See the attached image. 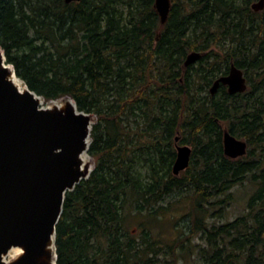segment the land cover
<instances>
[{
    "label": "trees",
    "instance_id": "obj_1",
    "mask_svg": "<svg viewBox=\"0 0 264 264\" xmlns=\"http://www.w3.org/2000/svg\"><path fill=\"white\" fill-rule=\"evenodd\" d=\"M258 0H170L165 24L155 0H0V47L7 63L46 103L71 98L91 114L89 179L66 195L56 228L57 264H162L143 232L127 233L130 212L151 218L180 196L191 203L200 264H264V10ZM202 58L184 68L187 56ZM234 64L248 89L230 95L214 82ZM224 131L247 155L224 154ZM180 146L189 167L173 174ZM249 181L247 213L233 221L215 205ZM217 201V202H215ZM188 238L186 241H189ZM185 250L184 240L175 248Z\"/></svg>",
    "mask_w": 264,
    "mask_h": 264
},
{
    "label": "water",
    "instance_id": "obj_2",
    "mask_svg": "<svg viewBox=\"0 0 264 264\" xmlns=\"http://www.w3.org/2000/svg\"><path fill=\"white\" fill-rule=\"evenodd\" d=\"M80 1L65 0L67 4ZM155 8L165 24L170 0H155ZM252 9L263 11L264 0L253 4ZM200 58V53H191L184 68ZM10 69L16 75L0 47V264H6L3 258L12 248H21L23 254L9 264H48L47 259L52 256L47 248L52 239L55 243L66 195L89 179L94 169L85 175L79 158L84 152L88 154L95 117L80 112L69 97L59 100L63 103L61 108H48L58 101L42 107L43 97L25 83L26 91L20 92L10 82ZM221 85L230 95L248 89L244 73L234 64L227 76L214 82L211 95ZM38 99L43 102L40 104ZM68 100L73 104H68ZM223 146L229 159L242 158L248 152L246 141L228 131H224ZM191 155L190 147H177L175 176L189 167Z\"/></svg>",
    "mask_w": 264,
    "mask_h": 264
},
{
    "label": "rangeland",
    "instance_id": "obj_3",
    "mask_svg": "<svg viewBox=\"0 0 264 264\" xmlns=\"http://www.w3.org/2000/svg\"><path fill=\"white\" fill-rule=\"evenodd\" d=\"M89 158V169L91 171L94 168V160L90 156ZM254 191L255 186L249 181L244 182L243 185L236 186L230 193L220 199H227L228 196H231V201H227L222 206L215 205L210 212V215H212L220 208H225L223 218H210V222L212 224H222L223 222L233 221L243 214H246L248 200ZM172 202L176 204L170 211H166L155 218H151L147 212L145 214L136 212L128 213L124 228L127 233H130L135 238H140L145 231L151 236L152 242L159 243V247L165 248L166 245H169L174 248L172 257L161 254L162 264H200L199 259L194 257V245L204 246V243L200 240V236L194 238V235H192L191 230L194 229V224L191 218L188 217L191 214V203L188 199L174 196L169 198L164 205L167 207ZM188 238L190 240L186 241ZM182 240H184L186 249L175 248L176 242Z\"/></svg>",
    "mask_w": 264,
    "mask_h": 264
},
{
    "label": "bare ground",
    "instance_id": "obj_4",
    "mask_svg": "<svg viewBox=\"0 0 264 264\" xmlns=\"http://www.w3.org/2000/svg\"><path fill=\"white\" fill-rule=\"evenodd\" d=\"M2 49V48H1ZM4 52V51H3ZM188 57V56H187ZM201 58H202V54H201ZM200 58V59H201ZM199 59V60H200ZM187 60V59H186ZM198 60V61H199ZM197 61V62H198ZM186 62V61H185ZM195 64V63H193ZM191 64V65H193ZM11 70V69H10ZM243 72V71H242ZM9 80L10 82L20 91V92H25L26 91V86L24 85V82L21 79H18V77L16 75L13 74V71L11 70V75L9 76ZM40 100V104L43 102L42 99H38ZM61 103V104H60ZM72 102L68 100V104H71ZM43 104H41L42 107H47ZM73 104V103H72ZM56 107H62V102H55L53 104H50L48 108H56ZM80 165H81V170L86 174H88L90 172V158L89 155L87 154V152H84L80 158ZM174 166V165H173ZM56 241V240H55ZM49 254H51L52 258L47 259V263L48 264H56L55 263V253H56V246L54 243V240L52 239V242L48 245L47 248ZM23 254V250L21 248H12L8 251V253L4 256V262L6 264H9L11 262H13L15 259H17L18 257H20Z\"/></svg>",
    "mask_w": 264,
    "mask_h": 264
},
{
    "label": "flooded vegetation",
    "instance_id": "obj_5",
    "mask_svg": "<svg viewBox=\"0 0 264 264\" xmlns=\"http://www.w3.org/2000/svg\"><path fill=\"white\" fill-rule=\"evenodd\" d=\"M177 139H178V140H177ZM175 142H176V151H177V147H182V146L179 145V138H178V137L176 138ZM188 147H189V146H188Z\"/></svg>",
    "mask_w": 264,
    "mask_h": 264
}]
</instances>
